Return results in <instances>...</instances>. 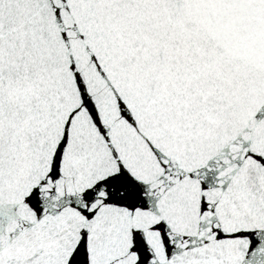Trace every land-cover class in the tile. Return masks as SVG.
I'll list each match as a JSON object with an SVG mask.
<instances>
[{"label": "snow or ice", "instance_id": "1", "mask_svg": "<svg viewBox=\"0 0 264 264\" xmlns=\"http://www.w3.org/2000/svg\"><path fill=\"white\" fill-rule=\"evenodd\" d=\"M0 264H264V0H0Z\"/></svg>", "mask_w": 264, "mask_h": 264}]
</instances>
